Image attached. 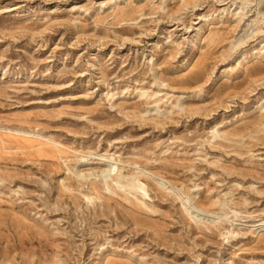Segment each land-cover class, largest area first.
Wrapping results in <instances>:
<instances>
[{"label": "rangeland", "instance_id": "1", "mask_svg": "<svg viewBox=\"0 0 264 264\" xmlns=\"http://www.w3.org/2000/svg\"><path fill=\"white\" fill-rule=\"evenodd\" d=\"M262 219L264 0H0V264H264Z\"/></svg>", "mask_w": 264, "mask_h": 264}, {"label": "bare ground", "instance_id": "2", "mask_svg": "<svg viewBox=\"0 0 264 264\" xmlns=\"http://www.w3.org/2000/svg\"><path fill=\"white\" fill-rule=\"evenodd\" d=\"M10 132V131H9ZM31 132V131H30ZM20 133V132H19ZM29 133V132H28ZM15 134V133H14ZM26 134V133H25ZM34 135H35V133H33ZM22 135V134H21ZM26 136V135H25ZM28 137V136H27ZM31 137H32V135H31ZM40 137V136H39ZM33 138V137H32ZM34 139V138H33ZM36 139V138H35ZM40 139V138H39ZM54 143V142H53ZM56 143V142H55ZM57 144V143H56ZM115 161V160H114ZM117 164V163H116ZM112 165V164H111ZM117 168V167H116ZM113 169H114V167H113ZM111 170H109V172H110ZM114 172V171H113ZM108 173V172H107ZM151 173V172H150ZM130 186L131 187H134V188H138V189H140V188H142V185L140 184V183H138V181L137 182H131L130 183ZM256 230H260V231H262V230H264V219H262L261 220V223H259L257 226H256Z\"/></svg>", "mask_w": 264, "mask_h": 264}]
</instances>
